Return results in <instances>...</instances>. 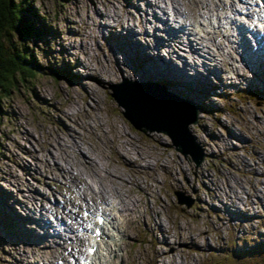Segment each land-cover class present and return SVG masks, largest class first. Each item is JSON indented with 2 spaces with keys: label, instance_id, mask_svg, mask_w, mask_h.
Wrapping results in <instances>:
<instances>
[{
  "label": "rangeland",
  "instance_id": "1",
  "mask_svg": "<svg viewBox=\"0 0 264 264\" xmlns=\"http://www.w3.org/2000/svg\"><path fill=\"white\" fill-rule=\"evenodd\" d=\"M27 2L39 36L7 39L41 69L0 96V264L75 263L85 253L87 230H77L74 218L108 202L119 213L106 212L120 226L95 264H211L210 253L263 242L264 76L254 84L261 72L252 79L240 61L249 54L232 44L237 20L256 16L248 9L253 0ZM175 37L181 44L174 43L169 58L167 42ZM241 40L247 53L251 44L245 35ZM122 45L128 53L139 48L160 79L144 73L133 79L140 61L132 55L140 54L125 55ZM157 65L174 81L192 82L190 95L179 83L165 87L197 113L188 134L198 152L182 132L175 143L197 162L205 156L198 167L167 135L143 129L130 103L133 127L112 98L115 85L155 88L164 78ZM60 69L65 76L57 77ZM141 116L150 128L167 121ZM251 255L233 264L262 262Z\"/></svg>",
  "mask_w": 264,
  "mask_h": 264
},
{
  "label": "bare ground",
  "instance_id": "2",
  "mask_svg": "<svg viewBox=\"0 0 264 264\" xmlns=\"http://www.w3.org/2000/svg\"><path fill=\"white\" fill-rule=\"evenodd\" d=\"M160 1V0H159ZM155 2V1H154ZM159 4V3H158ZM157 4V5H158ZM227 6V5H226ZM182 11V10H181ZM211 14V13H210ZM129 15L132 17V18H134V16L131 14V13H129ZM161 19V18H160ZM163 19V18H162ZM177 19V18H176ZM135 20H136V18H135ZM250 20V19H249ZM166 21V20H165ZM169 23V22H168ZM138 24V23H137ZM233 24H235V23H233ZM142 25V24H141ZM167 25V24H166ZM145 26V25H144ZM240 26H242V27H245V26H243V24H241L240 23ZM120 27V26H119ZM143 27V26H142ZM166 27V26H165ZM182 28H183V26H182ZM167 29V28H166ZM170 29V28H169ZM174 29V28H173ZM185 29V28H184ZM172 30V29H171ZM147 31V30H146ZM142 32V33H141ZM140 32V34L141 35H144L145 33V29L143 28V31H141ZM184 32V31H183ZM169 33V32H168ZM179 33V32H178ZM176 34V33H175ZM256 35H258V31L256 30ZM231 36L232 37H234V34H231ZM235 36L237 37L236 38V40L235 41H233L232 42V44L233 43H236V45L237 46H241L242 48H243V53L244 54H249V57H250V60L252 59H255V60H257L258 61V66L259 65H264L263 64V61L261 62V61H259V59H258V53H251V49L246 53V51H245V47H244V45H243V43H242V40H241V38H242V36L240 35H236L235 34ZM120 37L123 39L125 36H124V34L123 33H121V35H120ZM176 38V37H175ZM164 39H166L165 37H164ZM179 39V38H178ZM177 38H176V40H174V41H169V42H167V45H168V57L169 58H171L173 55H172V53H174L175 52V49L173 48L175 45H174V43H176V42H178V43H180V41L178 40ZM182 39V38H181ZM184 39H185V37H184ZM247 40L249 41V39L247 38ZM187 41V40H186ZM250 42V41H249ZM192 43V42H191ZM205 43V42H204ZM181 44V43H180ZM185 44V43H184ZM174 45V46H173ZM189 45V44H188ZM191 47V46H190ZM193 47V46H192ZM200 47V46H199ZM202 47V46H201ZM120 48H122V50H124V46L122 45V46H120ZM195 49V48H194ZM193 48H192V50H190V52H196L195 50H194ZM231 49H232V51L236 54V55H238V53H237V51H235V48L233 47V46H231ZM247 50H248V48H247ZM124 52H125V55H130L131 53H134V54H140L139 56L138 55H132V57H134L136 60H139L140 61V64L138 65V68L136 67V68H134V69H132L131 68V73L133 74V70H134V72L136 71V70H139V71H137L136 73H137V77H136V75H135V77L133 78V79H135V78H137V79H135V80H139L140 79V77L142 76L140 73H144V77L145 78H149V79H147V80H151V81H153L152 79H156V78H158V79H160V76H158V75H156L152 70H150L144 63H146V58H145V55H143L142 53H141V51H140V49L139 48H137V50L136 51H133V52H130L129 51V53H128V51H125L124 50ZM243 53H242V55H243ZM260 53V52H259ZM179 54V53H178ZM172 55V56H171ZM152 57H156L157 55H155V54H153V55H151ZM171 56V57H170ZM175 56V55H174ZM182 57V56H181ZM246 57V56H245ZM150 58V57H149ZM167 58V57H166ZM173 58V57H172ZM135 60V61H136ZM166 60V59H165ZM167 61V60H166ZM183 61V60H182ZM220 62V61H219ZM244 62H246L245 63V68H246V70H247V72L248 73H252V79H253V76H255L256 75V73L255 72H253V69L251 68L253 65H251V63H249V60H248V58H246V60L244 61ZM143 66V70H141V68L140 67H142ZM175 66V65H174ZM180 68V67H179ZM141 70V71H140ZM169 70V69H168ZM184 70V69H183ZM155 71L156 72H159L158 74H160L161 73V75H164V78H163V82H157L156 84L157 85H159L163 90H165V91H163L164 93H167V95L169 94L170 96H171V94H172V96L174 97V98H177L178 96H176L177 94H179L178 92H175V91H173L172 93L170 92V91H168L167 89H166V87L165 86H168V85H171V86H176V84H178L179 83V85L177 86V88H180V89H183L185 92V94H187V95H190L191 94V92L192 91H190V89H191V86L189 85V83H191L192 84V82L191 81H186L187 79L186 78H184V80H183V78H182V80H180V81H174V79H172L171 77H169V75H168V73L167 72H165L164 70H160L159 68H158V65L156 66V69H155ZM210 71V73L211 74H214V71H212V70H209ZM250 71H252V72H250ZM259 72H261V76H260V78L259 79H256V80H253L255 83L254 84H256L257 82H259V81H262L261 79V77L263 76V71H259ZM172 73V72H171ZM205 74V73H204ZM206 75H208L207 73H206ZM92 77L93 78H95L93 75H92ZM98 78V77H97ZM151 78V79H150ZM194 78H195V81H193V83L194 84H196V82H197V80H198V78H197V75H195L194 76ZM145 80V79H144ZM154 82V81H153ZM263 82V84H264V81H262ZM146 83H148V82H146ZM157 85H156V87L155 88H158L157 87ZM153 86H155V85H153ZM253 86H255V85H253ZM170 87V86H169ZM155 88H152V87H134V86H130V85H127V84H124V85H120L119 87H115V88H113L112 90H113V92H115L114 94L116 95V97H117V99H118V101L120 102V104L125 108V110H126V112H128V105L130 104V103H133L134 104V106H135V109L137 110V112L139 113V119H141V123H144V124H142L141 125V127L143 128V129H145L146 131L147 130H151V129H155L156 131H161L162 133H164L165 135H167V137L168 138H170L171 139V142H172V144H174L177 148H178V151L182 154V153H184L185 151L187 152V155L188 156H190L192 159H193V161L195 162V164L197 163V161H196V158H195V156H194V154L192 153V151H190V150H185L182 146H181V144H179V143H175V135H179L180 136V134H181V132H182V134H181V139L184 141V139H186V141L190 144V145H192V147L197 151V147L196 146H194L195 144H194V142H192L191 140H190V138H189V136L188 135H186V137L187 138H185V136H184V133H185V129H186V126H188V125H190V124H194V122H193V117H194V111L192 110V106L190 105V103H186V101H184V102H181V101H177V100H175V99H173V98H171V97H169V96H167V95H165L164 93H162L161 91H158L157 89H155ZM159 90H161L160 88H158ZM174 93V94H173ZM203 92H202V90H198L197 91V94H202ZM178 100H179V98H177ZM188 108H190V109H188ZM132 110L133 109H131L129 112H132ZM129 112H128V114L126 113V117L125 118H127L129 121H130V123L131 124H133L132 126L133 127H138L136 124H135V122H134V120H133V118H131V116L129 115ZM132 114H134L136 117H137V114L136 113H134V112H132ZM142 114H145V116H146V119H152V120H154V119H166L167 121H166V123L165 124H162V125H160V126H156V127H163V128H150L149 126H147L149 123H151V122H149V120H147V122H145V121H143V118H142ZM195 117H196V113H195ZM186 134V133H185ZM232 134V133H231ZM233 136H235V137H237L238 135L235 133V132H233V134H232ZM190 140V141H189ZM211 141V140H210ZM198 152V151H197ZM80 154V153H79ZM81 156V155H80ZM86 158V157H85ZM86 163L88 164V165H90V163L89 162H87L86 161ZM232 165V164H231ZM199 179H201L200 177H199ZM214 192V191H213ZM216 193V192H215ZM217 195V194H216ZM96 204V203H95ZM16 217V216H15ZM19 219V218H18ZM86 237L88 238V230H87V234H86ZM82 239V237L80 236V238H79V240H81ZM82 242V241H81ZM84 242H86L85 240H84ZM83 242V243H84ZM164 242H166L167 243V241H164ZM77 252L79 253V255L81 254V251H80V249L79 250H77ZM95 256V255H94ZM33 263V262H32ZM27 264H31L30 262H27ZM47 264H52V262H49V263H47Z\"/></svg>",
  "mask_w": 264,
  "mask_h": 264
},
{
  "label": "trees",
  "instance_id": "3",
  "mask_svg": "<svg viewBox=\"0 0 264 264\" xmlns=\"http://www.w3.org/2000/svg\"><path fill=\"white\" fill-rule=\"evenodd\" d=\"M30 5L27 0H0V96L9 95L10 91L17 88L20 82H27L36 77L41 67L31 54L20 52L7 38L14 35L18 40H26L31 35L38 37L41 32L36 25L29 20L31 15ZM34 17L35 15L32 14ZM44 23L40 22L41 28ZM28 57L32 60H28ZM57 77L65 76L64 70H54ZM56 77V76H54ZM56 77V78H57ZM189 158V157H188ZM191 160V159H190ZM192 161V160H191ZM220 254L213 252L209 254L212 259L211 264H233L234 261H244L245 257L251 254L262 255L264 264V241L259 242L251 248H243L239 251L231 252L225 249Z\"/></svg>",
  "mask_w": 264,
  "mask_h": 264
},
{
  "label": "water",
  "instance_id": "4",
  "mask_svg": "<svg viewBox=\"0 0 264 264\" xmlns=\"http://www.w3.org/2000/svg\"><path fill=\"white\" fill-rule=\"evenodd\" d=\"M124 84H127V85H130V86H134V87H139V86H136V84H134V83H130V82H128V83H124ZM112 87V86H111ZM115 87H119V86H113L112 88H110V89H113V88H115ZM146 87H152V86H146ZM152 88H154V87H152ZM155 89H157V88H155ZM158 91H161V90H159V89H157ZM112 92H113V90H111ZM167 95V94H166ZM116 95L114 94V92H113V94H112V98H114L115 100H116V102H117V104H118V106H121V104H120V102L118 101V99H117V97H115ZM167 96H169V97H171L169 94L167 95ZM171 98H173V99H175V100H177V101H181V100H178L177 98H174V97H171ZM181 102H184V101H181ZM185 103V102H184ZM187 103V102H186ZM191 105V104H190ZM192 106V110L194 111V108H193V105H191ZM123 107V106H122ZM124 108V107H123ZM195 112V111H194ZM196 115H197V113H196ZM196 118V117H195ZM194 124H195V122H194ZM191 125V124H190ZM190 125H188V126H190ZM188 126H186V129H185V133H186V135H188L189 136V134H188ZM184 133V134H185ZM189 138H190V136H189ZM190 140H191V138H190ZM189 140V141H190ZM192 142H193V139L191 140ZM173 146H175V145H173ZM176 147V146H175ZM177 148V147H176ZM199 150V149H198ZM177 151H178V148H177ZM179 152V151H178ZM183 154H185V153H183ZM184 156H187L188 157V155H187V153L184 155ZM190 158V157H189ZM203 160H205V156H202V158H201V162L200 161H198L195 165L197 166H199L201 163H202V161ZM197 166V167H198ZM176 197H177V195H176ZM177 203L178 204H180V205H182V202H181V200L177 197ZM186 205V204H185Z\"/></svg>",
  "mask_w": 264,
  "mask_h": 264
}]
</instances>
